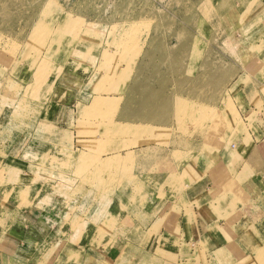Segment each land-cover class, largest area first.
<instances>
[{
  "label": "rangeland",
  "instance_id": "374dc122",
  "mask_svg": "<svg viewBox=\"0 0 264 264\" xmlns=\"http://www.w3.org/2000/svg\"><path fill=\"white\" fill-rule=\"evenodd\" d=\"M169 2L0 0V227L3 231L8 230L10 223H23L31 207L58 206L59 226L63 231L77 239L94 226L100 243L91 248H113L121 241V234L124 238L123 228L146 226L152 219L151 214L145 215L147 221L144 215L141 216L142 211L134 203L136 197L143 195L144 206L148 207L144 210L146 214L152 206L169 209L165 206L169 197L164 193V185L160 194L158 191L153 193V182L148 176L153 173L152 169L159 166L167 170L172 168V162L185 161L186 164L191 161L194 168L202 156L199 152L210 151L217 136L226 141L228 133L248 131L250 124L248 118L239 112L237 98L234 102L229 100L221 112L222 117L217 119L215 112L211 111L213 102L208 101L209 91L202 94V104L197 105L181 96L182 93L173 91L175 94L166 96L164 91H156L152 86L156 80L163 85L171 81L173 90L176 85L201 88L213 81L218 66L224 61L221 71L224 77L217 83L225 88L239 63L228 45L223 48L221 40L214 38L219 22L214 27L206 22L203 25L205 34L200 28L198 35L189 22L176 17H182L186 7L177 0ZM258 2L252 9L248 2L241 5L229 1L220 11L217 6L205 11L217 21L236 19L244 27L239 29L240 34L246 35L244 32L249 29L251 33L264 30V23L256 17L260 11L257 9H263L264 4L258 7ZM234 10L238 12L237 17ZM248 15L251 18L246 20ZM179 25L185 30L181 31ZM184 34L194 39L187 45L200 54L191 61L183 57V53L161 55L150 49L153 36L160 35L163 42L176 46L175 39L170 37L176 35V40L183 41ZM227 40L232 41L231 38ZM147 45L149 48L145 49ZM215 46L222 50L218 55ZM259 50L263 52L260 47ZM140 51L145 57L142 56L137 63ZM155 52L158 53L157 61ZM52 61L57 63L56 70L52 68ZM122 64L123 71L116 74L115 68ZM162 65L163 70L158 67ZM107 66H112L110 71H102ZM27 70L34 73L32 81ZM50 73L57 77L54 85L46 82ZM110 74L118 75V81L112 76L108 78ZM130 78L139 81L143 92L148 93L142 100L135 97V92L131 93L126 102L128 110L134 109L138 117L148 122L153 115L159 114L157 106L164 102L176 111L175 120L154 128L149 124H137L134 119L120 120L119 115L115 120L108 117L102 99L94 110L73 103V92L85 84L98 95L108 92L123 93L124 96L127 89L132 92L134 88V80ZM131 96L135 97H132L133 101ZM78 99L83 100V97L78 95ZM62 102L74 109L73 117L63 112L60 106L56 109V104ZM142 102H146L145 114L141 113ZM79 108L85 113L79 115ZM261 124L264 128V123ZM228 139L230 144L231 139ZM137 145L143 146L138 167L151 171H146L144 176L134 174L135 163L130 154L123 156L127 147ZM29 148L38 151V155L26 153ZM40 163L43 167L38 168ZM41 168L47 170L53 182L57 181L55 186L48 182L50 178L29 176ZM137 179L141 195L136 196ZM39 183H42L40 190L47 191L48 195L37 203V197H31V188L39 187ZM123 187L127 191L126 197ZM158 232L154 228L147 230L146 241L150 243ZM133 235L139 237L140 232H133ZM164 243L166 241L161 240L160 256L166 255L162 250L165 249L162 248ZM75 254V248L67 246L62 256L64 259ZM150 259L143 264H167Z\"/></svg>",
  "mask_w": 264,
  "mask_h": 264
},
{
  "label": "crops",
  "instance_id": "0c3cea01",
  "mask_svg": "<svg viewBox=\"0 0 264 264\" xmlns=\"http://www.w3.org/2000/svg\"><path fill=\"white\" fill-rule=\"evenodd\" d=\"M222 2L223 0H215L216 6H220ZM262 4L264 0H259L256 6L262 7ZM218 22L217 27H219L214 31L216 32L214 38L221 40L223 48L228 45L239 59V63L235 65V72L225 88L217 83V80L224 77V72H221L224 61L220 56L218 57L223 62L218 66V73L212 78V82L201 88L176 85L173 90L171 81L163 85L156 80L152 86L156 91H164L166 96L173 91L182 93L181 96L197 105L202 104L203 95L209 91L211 96L208 101L212 100L211 111L215 112L217 119L222 117L221 112L228 105L229 100L234 102V98H237L239 112L244 115V118H248L247 122L250 124L248 131L239 132L240 134L228 133L226 141L220 140V136H217L215 146L209 149L210 151L199 152L202 156L194 168L191 166V161L187 164L185 161L172 162V168L167 170L159 166L152 169L153 173L148 176L153 182V193L158 191L160 194L159 190L164 185V193H167L169 197L165 206L169 209L167 207L156 209L152 206L149 214H146L143 195L139 193V182L138 179L135 180L136 196L141 195L136 197L135 206L142 211L141 216L144 215V220L147 221L148 217L145 215L150 214L152 219L150 218L151 221L146 226L142 224L143 226L123 228L124 238L121 234V243L113 245V248L103 250L91 248L92 245L98 247L100 243L94 226L77 239L63 231L59 226L57 209L60 208L58 206L39 209L34 206L29 209V216L27 215L23 223L8 224L6 232L0 227V264H59L61 262L62 264H143V261L150 262V257L154 262L167 264H264V128L261 124L264 123L262 118L264 116V30H256L245 35L240 34L239 22L236 19H220ZM186 26L189 27L187 24ZM240 35L241 38L238 39ZM227 37L232 39L231 43L228 42ZM259 47L263 52L260 53ZM148 48L147 45L145 49ZM215 48L216 55L222 52L220 48L216 46ZM139 54L137 63L142 56L145 57L142 51ZM156 55H158L157 52H155ZM155 58L157 61L158 56ZM51 65L56 70L57 63L52 61ZM158 67L162 70L164 68L163 65ZM111 68L112 66H107L102 71H110ZM123 68L122 64L114 71L117 74L123 71ZM241 73L243 75L239 79ZM29 74L32 81L33 71ZM99 75L102 76V74ZM111 76V74L108 75V78ZM49 77L46 82L54 85L57 77L53 74ZM112 77L118 81V75ZM131 79L134 80V88L132 92L130 88L127 89L124 96L123 93L119 95L108 92L98 95L87 89L88 86L85 84L82 89L78 88L73 92V103L82 104L81 107L84 109L94 110L96 108L93 104L94 100L102 99L104 108L109 112L108 117L112 116L115 120L119 115L120 120L134 119L137 124H149L154 128L165 126L175 120L176 111L164 102L157 106L159 114L153 115L152 119L150 118L152 121L148 122L138 117L134 109L128 110L126 102L131 93L135 92L138 100L144 99L145 93H148L143 92L139 81L137 82L135 78L129 80ZM126 84L130 86L129 82ZM121 86L123 87V83ZM208 87L211 89L208 90ZM78 95H81L83 100H79ZM132 97H135L131 96L130 100L133 101ZM59 106L64 109L63 112L70 113L69 116L73 117L71 113H74V109L71 106L62 102L56 104V109H59ZM171 106H173L172 103ZM79 111V115L85 113L81 112L80 108ZM228 138L231 139L230 144ZM142 148V145H137L127 147L123 151V156L130 154L129 156L134 159V174L139 176L151 172L140 170L138 167L141 165ZM36 152L38 151L29 148L26 153L35 156L38 155ZM37 167H43V163ZM36 172L29 176L38 175L39 178H50L48 182H53L47 170L41 168L36 169ZM40 181L44 180L40 179ZM53 183L55 186L57 181L54 180ZM41 187L42 183H39V187L31 188L33 189L31 197L32 199L37 197V203L48 195L47 191L40 190ZM124 187H127V184ZM124 187L123 192L126 197L127 191ZM57 204H59L58 201ZM165 212L169 219L165 216ZM173 218L176 221L170 222L169 220ZM150 228L159 232L148 243L145 238L146 231ZM137 231L140 232L139 237L133 235V232ZM162 233L164 236L161 235ZM161 240L166 241L162 246L165 248L162 250L166 255L160 256ZM67 246H71L73 250L75 248L76 254L63 259L62 255Z\"/></svg>",
  "mask_w": 264,
  "mask_h": 264
},
{
  "label": "bare ground",
  "instance_id": "6f19581e",
  "mask_svg": "<svg viewBox=\"0 0 264 264\" xmlns=\"http://www.w3.org/2000/svg\"><path fill=\"white\" fill-rule=\"evenodd\" d=\"M178 2H181L185 7L186 9L184 10V12L182 13L183 16L180 17L179 15L176 17L179 19H184L186 20L187 22L190 23V27L193 28L196 33L198 35H200L201 33V30L200 28H202L204 30V34H205V23L206 22H209L212 27H214L216 24H218V21L216 19H213L212 15L211 14H208L207 11H205L206 8L208 7H214L216 6L215 4V0H177ZM229 1H234V3H238V4H241V5H247V2L249 3V8L252 9L251 7L254 6L255 3H257L258 1H255V0H223V2L221 3L220 6H217V10L220 11L219 9L220 8H223V6L228 3ZM171 3V0L169 2V4ZM259 3V2H258ZM262 3V2H261ZM47 5V4H46ZM49 10V9H48ZM257 10H260L257 14V19L259 20V22H263L264 23V8L263 9H257ZM263 10V11H262ZM235 13V14H234ZM234 13H231L232 15L234 14L235 17L238 16V12L236 10H234ZM176 18V19H177ZM250 15H248L246 17V20L247 19H250ZM243 23V22H242ZM204 25V26H203ZM244 28L243 26H241V24L239 25V28ZM179 29L181 31H184L185 29H182V27L179 25ZM250 30L249 29L248 31L244 32L246 34L250 33ZM183 37H185V39L183 41H180V40H176V35H172L170 38H172L174 40V42L176 43V46L175 44H168V43H165L162 41V38L160 35L158 36H153L150 38V43L152 44L153 46V50L154 51H159V53L161 55H172L174 53H183L182 56L185 58H188L190 59V61L196 57V56H200V54H197L195 53L193 50H192V47L191 45H187V43H192L194 41V39L187 35V34H184ZM1 39V38H0ZM4 39V38H3ZM3 41V40H2ZM163 43V45H162ZM162 45V46H161ZM188 46V47H187ZM84 49V48H83ZM181 51V52H180ZM145 103L146 102H142L140 104V107L142 108L141 110V113L142 114H145L147 113V111H145ZM95 104V107L100 104V100H98L97 98L94 100V103ZM80 105V104H79ZM83 106V105H82ZM17 120V119H16ZM238 155V154H237ZM168 182V181H167ZM195 210V209H194ZM237 245V244H236ZM234 247H237V246H234ZM238 248V247H237Z\"/></svg>",
  "mask_w": 264,
  "mask_h": 264
}]
</instances>
